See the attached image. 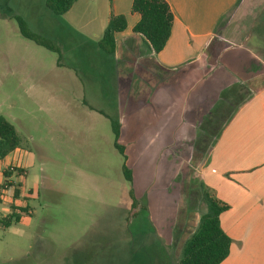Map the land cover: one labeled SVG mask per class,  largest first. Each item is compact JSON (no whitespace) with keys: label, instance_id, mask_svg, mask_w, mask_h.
Instances as JSON below:
<instances>
[{"label":"rangeland","instance_id":"rangeland-1","mask_svg":"<svg viewBox=\"0 0 264 264\" xmlns=\"http://www.w3.org/2000/svg\"><path fill=\"white\" fill-rule=\"evenodd\" d=\"M44 2L0 0V116L20 140L0 168L16 159L26 174L20 185L33 193L18 222L0 224V264H178L206 209L200 169L209 152L196 160L192 144L198 118L216 102L190 119L196 126H174L172 143L156 151L119 141L128 185L110 124L122 69L100 51L93 30L80 29L72 14H51ZM14 16L59 55L22 37ZM180 75L173 73L174 83ZM10 202L1 197L0 222Z\"/></svg>","mask_w":264,"mask_h":264},{"label":"crops","instance_id":"crops-1","mask_svg":"<svg viewBox=\"0 0 264 264\" xmlns=\"http://www.w3.org/2000/svg\"><path fill=\"white\" fill-rule=\"evenodd\" d=\"M79 1L66 13L80 29L95 32L97 46L111 16L123 15L126 20V29L115 35L112 55L122 69L110 110L117 117L120 142L139 144L142 152L146 150L142 144L147 143L148 151H156L172 143L174 126H196L190 119L207 103L217 102L223 90L247 87L248 99L214 141L200 170L203 185L229 207L219 222L232 243L220 264H264V0H243V9L240 0H165L173 23L158 54L132 33L139 21L131 13L132 0H102L101 5L84 0L76 7ZM174 72L181 73L175 83ZM88 109L109 116L91 105ZM11 165L23 169L16 159L5 167ZM5 167L0 168V183L7 179L20 191L18 199L12 195L11 205L4 206L9 216L19 212L14 207H25V196L32 191L6 174Z\"/></svg>","mask_w":264,"mask_h":264},{"label":"trees","instance_id":"trees-1","mask_svg":"<svg viewBox=\"0 0 264 264\" xmlns=\"http://www.w3.org/2000/svg\"><path fill=\"white\" fill-rule=\"evenodd\" d=\"M77 0H45L46 9L53 15H64ZM131 13L139 16V21L133 27L132 33L138 35L142 43L151 53L158 54L165 47L172 29L173 15L165 0H132ZM14 19L19 27L22 37L34 42L48 51L59 55V50L48 40L29 32L25 28V22L18 16ZM126 29V20L123 15L111 16L98 42V48L105 55H113L116 51L115 35ZM59 61V57H58ZM249 91L243 85H235L223 90L218 101L211 111L198 125V133L192 144L196 160H201L209 152L211 145L218 138L225 125L229 122L236 110L248 99ZM114 137L113 146L121 155L123 163L121 173L128 185L132 184V172L127 167V157L124 147L119 144V124L110 120ZM19 137L14 127L0 116V160L18 149ZM202 198L206 209L196 224L192 233L184 240L178 264H220L229 254L232 240L220 228L219 217L228 210V205L216 198L212 189L200 184ZM19 189H14L13 197L18 199ZM131 209L138 205L129 191ZM18 213H12L3 218L1 225L7 227L11 220L18 222L20 213L26 211L25 207L15 208Z\"/></svg>","mask_w":264,"mask_h":264},{"label":"built area","instance_id":"built-area-1","mask_svg":"<svg viewBox=\"0 0 264 264\" xmlns=\"http://www.w3.org/2000/svg\"><path fill=\"white\" fill-rule=\"evenodd\" d=\"M6 174L14 175L18 179H24L25 178V172L22 168L17 167V166H8L5 169ZM14 189H17V185L12 183L9 180H5L2 183H0V199L3 195L9 194L10 197L13 195Z\"/></svg>","mask_w":264,"mask_h":264}]
</instances>
